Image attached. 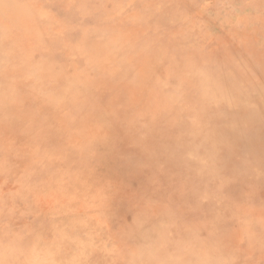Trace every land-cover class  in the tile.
Instances as JSON below:
<instances>
[{"label":"rangeland","instance_id":"374dc122","mask_svg":"<svg viewBox=\"0 0 264 264\" xmlns=\"http://www.w3.org/2000/svg\"><path fill=\"white\" fill-rule=\"evenodd\" d=\"M21 27L19 81L67 75L0 127V264H264V106H219L202 72L264 90V0H0ZM102 62L140 109L98 97Z\"/></svg>","mask_w":264,"mask_h":264},{"label":"bare ground","instance_id":"6f19581e","mask_svg":"<svg viewBox=\"0 0 264 264\" xmlns=\"http://www.w3.org/2000/svg\"><path fill=\"white\" fill-rule=\"evenodd\" d=\"M13 24L19 25L18 27L20 28V25L25 26L26 20L21 21L20 23L14 22ZM21 28L23 31L20 29V31L15 32V35L9 34V35L2 36L0 34V127H1L2 131L6 132V133L13 130V128L18 125L17 124L18 120H16V117H22V116H26L27 114H29L32 118L39 119L42 116V114H44L43 110L46 109V105H48L49 103L52 104V100L56 99L57 96L60 95V94H58V92L56 93V91L59 90L58 89L59 88L58 82L61 79V77H63L64 72L67 70V66L65 65L63 67V69L61 68V70L58 71L59 75H57L56 77L54 76L53 78H50L49 80H45L43 83H38V82L43 81V80H39V79H28L30 81L26 82L27 79L25 77H24L25 78L24 81H19L21 79V77H19V76H21L23 73L22 74L18 73V77H17L14 75L15 72L14 73H12V72L13 71L17 72V71L23 69V71H27V73H26V75H27L29 72V69H26L25 66L26 67L31 66L30 65L31 63H33V65L36 66L37 63L35 61H34L35 63L30 62V60L28 58L29 54L26 53L25 50L21 49L17 45L16 34L18 35V38H20L22 40L28 39L29 36L30 37L33 36L39 40L38 33L36 34L35 32H29V31H26V29H23V27H21ZM5 44H6V46H5ZM44 47L42 46L43 49H45ZM30 54H32V53H30ZM92 56H95V53H93ZM106 65H107L106 62L105 63L102 62V64L98 63V65H97V67H98L97 76H99V73H100V77L104 76L106 78L105 84L102 86L104 93H101L102 95H100L98 97L99 98L101 97L103 99L106 98V100H107V96H111V97L115 96V97L120 98V99L123 98L122 96H126V97L129 96L130 98H127L128 99L127 102L130 99V101L133 102V104H134V106H133V104L131 103L132 105H130V107L133 106L132 108H134V111H137V109H140L142 107L141 106L142 100H139V96L133 97L132 93H131V91H132L131 88L133 89V86H134V85L132 86L133 82H131V84H130L127 80H122L120 77L118 78L115 70L114 69H107ZM64 68H66V69L64 70ZM202 72H205L204 80H206V83H207L206 86H207V88L212 90L213 95H214L213 100H214V102L217 101L219 106L225 105L224 107H226L227 110H228V107L230 105L236 109L237 108L243 109L245 107L252 109L253 107H255V106H253V103L256 104L257 106L258 105L264 106V90L261 88V86L257 85L258 82H255L256 79L252 83L246 82V84H248L246 86L247 90L243 91V90H240L239 85L235 81H233V83L230 84L229 81L227 80L228 76L222 75L221 72L217 73V72L211 71V70L207 71L206 69H202ZM229 73H231V72H229ZM246 73H247V71H246ZM248 73L250 74V72H248ZM248 73H247V75H248ZM65 74L67 75V72H65ZM132 75H133V72H132ZM94 76H96V75L94 74ZM127 78H129V80H131V77H127ZM134 78H136V77H134ZM238 78L240 79V77H238ZM194 79H195V81L199 80V78H194ZM250 79H252V78L247 77V80H250ZM91 82L92 81H90V83ZM244 82H245V80H244ZM91 89H92L91 92H94L92 87H91ZM43 93L46 96H48L49 93H52L53 95L51 94L52 97H50V95H49L48 96L49 99H48V98H46L45 95H44V97H43V95H41V96L39 95V94H43ZM170 94H171L170 92H166L163 94L161 93L160 97L158 98L159 100H161L160 101L161 104L170 103V101L172 99V96ZM27 95H29V96L31 95V97L28 98V97H26ZM152 97L154 98V96H152ZM24 98H26V99L28 98V99L24 100ZM137 104H138V107H135ZM18 105H20V106L22 105L23 106L22 109L20 107H17ZM37 107H41V109L44 108V109H42V114H41L40 109H35ZM230 110L233 111L232 108ZM234 113H236V112H234ZM76 115H78V114H76ZM117 115L111 117V120L116 119V122L113 123L112 121H109V123L107 125V127L110 128L112 134H114L115 136H117V134H118L117 130L121 126L120 125L121 122H126L124 120L128 119V117L126 118V116L123 114L118 115V116ZM237 115H238V113H237ZM241 116L244 117L243 115H241ZM244 119H246V122L243 121V122H241L240 125L251 126V125H255L256 121L258 119H260V117H258L254 114L249 119H247L245 117H244ZM250 120H252L251 125L249 123ZM21 123H23V122H21ZM127 123H129L128 120H127ZM122 125L124 127V124H122ZM145 136H148V135H145ZM2 137H5V136H2ZM106 145H108V143ZM242 147H244V146H242ZM243 149H245L246 151H249L250 147L247 146V148L245 147ZM132 156H133V154H132ZM129 157H127V158H129ZM134 158H135V156H134ZM137 159H138V157H137ZM213 168H214V166H213Z\"/></svg>","mask_w":264,"mask_h":264}]
</instances>
